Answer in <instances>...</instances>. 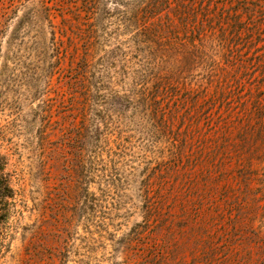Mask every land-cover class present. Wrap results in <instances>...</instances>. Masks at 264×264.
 I'll use <instances>...</instances> for the list:
<instances>
[{"label": "rangeland", "instance_id": "rangeland-1", "mask_svg": "<svg viewBox=\"0 0 264 264\" xmlns=\"http://www.w3.org/2000/svg\"><path fill=\"white\" fill-rule=\"evenodd\" d=\"M117 2L0 0V264H264V85L169 121Z\"/></svg>", "mask_w": 264, "mask_h": 264}, {"label": "trees", "instance_id": "trees-1", "mask_svg": "<svg viewBox=\"0 0 264 264\" xmlns=\"http://www.w3.org/2000/svg\"><path fill=\"white\" fill-rule=\"evenodd\" d=\"M118 2L128 5L123 16L137 29L134 46L143 52L145 76L155 85L144 86L138 96L150 99L162 90L164 101L167 92L175 91V81L192 78L189 106L184 99L182 107L168 109V114L173 113L169 121L177 116L183 121L189 116L194 124L209 122L218 112L212 109L229 98L227 92L241 93V83H249L256 90L264 85V0ZM84 52L89 60L91 48ZM256 106L264 108L259 101ZM181 108L186 115H179ZM160 110L165 114L163 105ZM250 114L247 111V116Z\"/></svg>", "mask_w": 264, "mask_h": 264}]
</instances>
